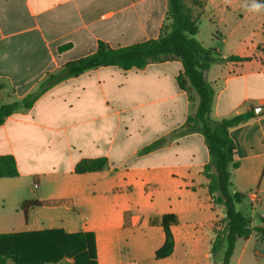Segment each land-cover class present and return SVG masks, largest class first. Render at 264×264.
Returning <instances> with one entry per match:
<instances>
[{"label": "crops", "instance_id": "0c3cea01", "mask_svg": "<svg viewBox=\"0 0 264 264\" xmlns=\"http://www.w3.org/2000/svg\"><path fill=\"white\" fill-rule=\"evenodd\" d=\"M200 2V19L218 27L235 15H259L264 29L263 2ZM167 15L168 0H0V106L20 102L49 74L95 53L100 41L120 48L158 39ZM249 28L248 42H232V31L211 46L200 31L197 38L226 59L207 72L215 90L212 118L256 114L230 129L239 163L231 182L251 205L252 228H264L256 218L264 216V32L258 37L257 25ZM230 56L251 60L230 62ZM182 72L175 58L128 71L100 67L9 116L0 126V157L15 159L18 176L0 178V239L50 230L92 233L97 264H222L224 253L217 258L212 242L225 212L212 205L202 173L210 160L204 136L175 135L199 103L195 92L179 87ZM160 140L158 149L143 153ZM98 158L108 160L103 171L75 173L80 161ZM27 201L42 205L25 215ZM168 213L178 218L171 227L174 251L156 259ZM138 232L151 252L142 260L130 254L129 236ZM230 264H264L257 233L237 241Z\"/></svg>", "mask_w": 264, "mask_h": 264}, {"label": "trees", "instance_id": "16d2710c", "mask_svg": "<svg viewBox=\"0 0 264 264\" xmlns=\"http://www.w3.org/2000/svg\"><path fill=\"white\" fill-rule=\"evenodd\" d=\"M264 3V0H255ZM200 0H168V15L161 36L126 47L112 48L100 41L95 53L66 63L56 73L49 74L31 94L20 102L0 106V126L19 109H30L35 102L54 86L74 77L83 75L100 67H118L124 71L143 69L152 62L169 58L181 61L183 72L177 82L182 90L195 92L198 107L193 116L176 131V136L200 133L204 136L210 160L203 168V175L209 180L208 192L214 207L222 208L225 218L216 223L212 253L215 255L227 244L222 264H230L236 243L239 239H249L257 233L264 241V228H252L251 220L238 211L245 196L232 191L231 170L239 166L236 161V145L230 138V129L244 124L256 117L254 111L238 114L231 118L215 120L212 110L215 90L207 79L212 65L225 62L215 50L208 49L198 40V21L201 16ZM264 9V7L262 8ZM199 10V12H197ZM66 46L61 49H65ZM251 58L230 56L227 61L244 62ZM162 141L144 148L147 154L158 149ZM108 166L106 158L85 159L75 168L76 174L103 171ZM18 170L13 157H0V178L16 177ZM39 201L22 204L25 215L29 208L40 207ZM264 226V216L256 215ZM178 224L174 214H165L161 226L165 243L156 252V259H164L174 251V237L171 227ZM63 259H72V264H97L96 242L92 233L66 234L62 230L35 233H21L4 236L0 239V264H56Z\"/></svg>", "mask_w": 264, "mask_h": 264}, {"label": "rangeland", "instance_id": "374dc122", "mask_svg": "<svg viewBox=\"0 0 264 264\" xmlns=\"http://www.w3.org/2000/svg\"><path fill=\"white\" fill-rule=\"evenodd\" d=\"M187 1L190 2V0H187ZM250 17L251 18L249 20L248 16H245V17L242 16V18H239L238 16L235 15L226 21L225 26H219V27L216 24L209 23L207 19L201 18L198 21L200 37L204 41L205 45L211 46L217 42L219 37L222 35L221 33H226L229 35V33H231L232 31L235 33L234 35L235 39L234 40L230 39L232 40V42H234L235 40H236V43L238 41L248 42L249 35H250L248 28L250 27L251 24L257 25V36L258 37H260L261 33L264 32V29H262V32H261V28H260L261 17L259 15L257 16L250 15ZM218 31H220V34L217 35ZM255 202H258V201L255 199ZM238 211L251 220V216L253 215V213L251 210V205L249 204L248 200L243 201L238 206ZM251 227H252V221H251ZM134 237L136 240L134 239ZM129 238H130L129 245L133 249L130 252V254L136 257V259L138 260L146 259L151 252H150V249L148 250L145 248V245H144L145 243L143 241L144 235L138 232V233H135L129 236ZM223 253H224V250H219L216 253V257L217 258L218 256L219 258L223 257Z\"/></svg>", "mask_w": 264, "mask_h": 264}, {"label": "water", "instance_id": "95a60500", "mask_svg": "<svg viewBox=\"0 0 264 264\" xmlns=\"http://www.w3.org/2000/svg\"><path fill=\"white\" fill-rule=\"evenodd\" d=\"M256 113H257V115H259L260 114L259 110H257Z\"/></svg>", "mask_w": 264, "mask_h": 264}]
</instances>
